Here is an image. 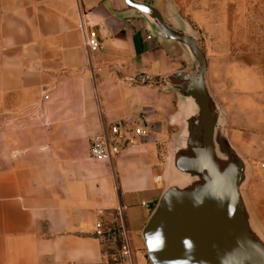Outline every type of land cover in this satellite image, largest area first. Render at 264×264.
<instances>
[{"label":"crops","instance_id":"obj_1","mask_svg":"<svg viewBox=\"0 0 264 264\" xmlns=\"http://www.w3.org/2000/svg\"><path fill=\"white\" fill-rule=\"evenodd\" d=\"M128 10L124 0H0V117L24 115L47 94L51 121L0 138V264H111L112 229L129 238L133 264H149L139 233L163 189L177 111L175 95L158 85L185 60ZM80 13L101 47L89 58ZM232 74L231 85L227 70L221 76L220 100L207 64L230 141L250 165L246 196L264 231V77L239 66ZM114 124L146 134L111 161H93L89 139Z\"/></svg>","mask_w":264,"mask_h":264},{"label":"water","instance_id":"obj_2","mask_svg":"<svg viewBox=\"0 0 264 264\" xmlns=\"http://www.w3.org/2000/svg\"><path fill=\"white\" fill-rule=\"evenodd\" d=\"M124 2L149 37L177 43L188 65L158 85L176 97L170 123L178 131L170 138L164 189L139 233L148 263L264 264V231L246 196L250 165L230 141L198 38L179 15L167 23L151 0Z\"/></svg>","mask_w":264,"mask_h":264},{"label":"rangeland","instance_id":"obj_3","mask_svg":"<svg viewBox=\"0 0 264 264\" xmlns=\"http://www.w3.org/2000/svg\"><path fill=\"white\" fill-rule=\"evenodd\" d=\"M151 1L157 5L167 23H175L173 15L176 14L190 24L193 33L198 38L199 46L206 54L209 67V85L214 94L219 96L220 100L222 98L220 94H223L220 91L222 86H220V81L225 70H227V77L222 78V80H225L226 83L229 82L230 85L234 84L232 71L237 66L242 67L243 70L256 69L264 77V0H257L253 3L250 0ZM187 66L186 62L180 61L178 67L182 69ZM169 120L170 118H168V123H170ZM30 127L38 128L33 125ZM171 127L166 145L164 170L170 154L169 144L171 135L178 131L177 126L173 125ZM16 128L15 125L10 123H0V138L4 134L13 132ZM162 183L164 189L163 180ZM116 217L119 223H121L119 216ZM111 233L114 235L112 238H109L110 243L107 246L113 247L110 251L114 254L110 256L109 262L111 264H122L123 262L133 264V253L131 261L117 253V248H121L120 246L123 245L124 238L121 241L117 231L114 229H112ZM131 249V251L135 250L132 246ZM139 251L148 262L141 240Z\"/></svg>","mask_w":264,"mask_h":264},{"label":"built area","instance_id":"obj_4","mask_svg":"<svg viewBox=\"0 0 264 264\" xmlns=\"http://www.w3.org/2000/svg\"><path fill=\"white\" fill-rule=\"evenodd\" d=\"M78 27L82 33L83 47L89 58L90 54L97 52L101 47L97 33L93 30L92 20L89 18L88 13L79 14ZM48 100L49 96L47 94H42L31 111L24 115H3L0 117V123H10L18 128H22L24 126L29 127V125L48 128L51 125L46 108V102ZM145 134L146 130L143 126H137L133 131H124L120 130L119 125H111L108 130H103L90 138V159L96 162L111 161L114 157L120 154L122 147L132 143L133 137H142ZM116 211L122 223L123 208L119 206ZM99 214H101V212H99ZM121 255L125 258L130 257V240L127 236H124L123 245L121 247Z\"/></svg>","mask_w":264,"mask_h":264}]
</instances>
